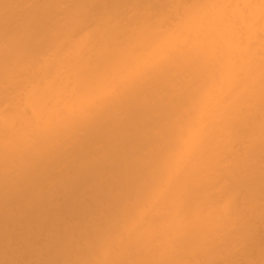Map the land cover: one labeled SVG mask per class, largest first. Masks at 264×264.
<instances>
[{
  "label": "bare ground",
  "instance_id": "obj_1",
  "mask_svg": "<svg viewBox=\"0 0 264 264\" xmlns=\"http://www.w3.org/2000/svg\"><path fill=\"white\" fill-rule=\"evenodd\" d=\"M0 264H264V0H0Z\"/></svg>",
  "mask_w": 264,
  "mask_h": 264
}]
</instances>
